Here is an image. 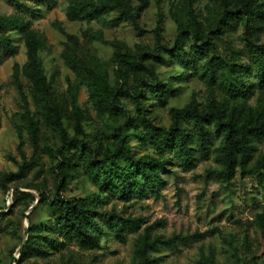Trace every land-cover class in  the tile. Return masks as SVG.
I'll use <instances>...</instances> for the list:
<instances>
[{"label": "rangeland", "instance_id": "obj_1", "mask_svg": "<svg viewBox=\"0 0 264 264\" xmlns=\"http://www.w3.org/2000/svg\"><path fill=\"white\" fill-rule=\"evenodd\" d=\"M71 1L0 0V19L5 23L2 32L14 46L12 54L0 49V211L4 213L0 218V264H140L142 235L149 245L146 264H264V193L256 173L249 171L264 156V136L250 142L245 167L236 168L226 181L221 175L225 167L218 160L223 134L215 121L205 123L209 132L207 155L200 152L191 122H184L190 134L192 159L188 164L175 149H156L145 137L136 105L129 93H124L141 84L136 68L153 62L157 81L175 91L158 97L143 90L142 115L152 125L167 129L172 122L171 109L193 100L203 111L215 101L224 110L223 119L237 108L241 123H254L264 107V74L260 77L256 71L250 47L264 44V12L246 21L237 19L219 34L224 11L220 0H148V6L139 12V30L130 19L112 22L120 13L114 0H92L111 6L94 20H70L66 10ZM126 1L131 13H136L139 1ZM251 2L264 11V0ZM230 8H236L234 0ZM159 19L161 44L168 48L174 46L183 29L188 30L182 62L163 50L157 52L155 28ZM193 22L200 24L213 48L207 45L204 51L200 47V39L191 30ZM21 23L23 29L18 27ZM60 28L76 42L68 41ZM24 30L31 32L37 45L48 85L44 94L35 89L26 64ZM157 55L164 61H158ZM210 56L236 63L234 71L246 86V97L227 94L220 79L208 81L205 60ZM75 65L85 73H79ZM94 75L108 89L122 90L121 109L136 118L135 126L122 130L132 156L162 161L156 190L146 187L137 173L136 181L143 191L124 198L115 190L101 189L89 173V158L109 167L108 158L117 145L115 134L127 119L122 111L110 114L98 106ZM57 120L69 138L64 153L74 162L59 196L89 198L95 203L97 231L92 232L98 236V246L92 249L75 240L60 242L55 211L47 203L58 185L56 150L63 142ZM117 162L125 165L121 159ZM21 168L20 177L5 178ZM42 193L47 199H41ZM110 214L136 219L137 226L119 221L115 227ZM26 220L42 249L37 255L21 256L18 251L27 237Z\"/></svg>", "mask_w": 264, "mask_h": 264}, {"label": "trees", "instance_id": "obj_2", "mask_svg": "<svg viewBox=\"0 0 264 264\" xmlns=\"http://www.w3.org/2000/svg\"><path fill=\"white\" fill-rule=\"evenodd\" d=\"M139 6L136 13H131L130 7L126 0H114L115 6L120 9V13L117 17L112 19L113 23H117L121 19H130L133 25L140 30L138 26L139 12L148 6V0H138ZM224 7L223 14L220 19V27L217 32L222 34L231 26L232 22L237 19L248 20L256 16H262L263 10L259 5H252L251 0H234L236 8L231 9L230 5L232 0H220ZM110 4L96 3L92 0H72L66 10L67 18L70 20H87L91 21L99 16L105 14L110 9ZM239 8L241 10H239ZM246 15V16H245ZM5 23L0 19V49L9 54L13 53L14 46L10 42L9 38L3 34L2 30ZM23 24H19L18 27L23 29ZM161 19L157 21L155 28V36L157 43V52L163 50L165 53H169L170 56L175 57L180 62L184 58L183 42L188 30L183 29L174 43L172 48H168L161 44ZM191 30L195 37L200 39V47L207 51V45L213 44L206 39L201 26L197 22L191 24ZM62 34L68 41L76 42V38L73 35L68 34L60 28ZM25 43L27 47V67L31 73V77L34 82L35 89L39 93H46L48 85L46 78L43 74L40 60L37 56V45L34 41L32 34L29 30H24ZM251 57L256 71L262 77L264 74V44L250 47ZM158 61H164L162 56H156ZM236 63L230 60H226L223 57L210 56L205 60V74L209 82H213L216 79H220L223 83L224 90L230 96H247V89L242 81L241 76L234 71ZM75 69L79 73H85V71L75 65ZM137 74L141 84H137L133 87L125 89L124 93L132 97L136 109L138 110L137 118L145 126V137L155 146L156 149H162L164 147L172 148L176 150L177 155L185 163H191V153L189 147L190 134L184 126V122L190 121L192 129L196 134L200 152L203 155H207L209 132L205 127L207 121H215L216 129L223 134V143L219 149L218 160L224 165V170L221 171V175L226 181H229L234 174L236 168L243 169L247 160L249 159V152L252 149L250 142L253 139H260L264 136V107L255 118L254 123H241L239 120L240 110L232 108L224 118V110L221 105L215 101H211L208 105V110L203 111L198 108L196 101H191L182 108L171 109L172 122L170 126L165 129L156 127L151 124L143 115L145 108L142 104L145 89L151 91L155 96L162 97L164 93L172 92L174 89L159 83L155 74V63L148 62L147 64H140L137 68ZM218 69L220 71L218 72ZM15 74H18V65H14ZM236 73V74H235ZM94 77L98 80L95 90L97 92L98 106L108 111L110 114H116L117 112H123L126 116V122L123 126L118 128L115 137L117 145L112 156L109 159V167L105 168L103 162L91 159L88 160L87 167L89 173L92 174L101 189L105 188L109 191H117L122 197L126 198L129 194H139L143 191L140 183L136 181L137 173H140L144 180V184L151 191L157 189L160 183L159 169L162 168V161L155 158H138L135 159L132 156V149L129 145L128 138L122 130L127 126H135V117H131L129 112L121 109L120 95L121 89H108L107 86L101 81L98 76ZM143 86V87H141ZM57 124L60 128V136L62 139V145L56 150L59 160L55 165L57 171V190L55 196L52 199H48L47 203L53 208L55 231L57 236L61 238L60 242H69L75 240L83 248L92 249L98 246V236L92 231H97V224L94 221V205L95 203L89 198H73L66 199L59 196V191L65 187L66 182L71 177L70 171L73 167V160L64 153L65 146L69 143V138L66 136L59 121ZM117 159L124 161L125 165L121 166ZM250 172H255L257 177V183L264 193V156L259 158L256 165L253 166ZM23 174L21 168L18 172L8 174L6 179H15ZM22 196H30L26 192H20ZM41 199H47L44 193L41 194ZM4 216V213L0 211V218ZM111 223L114 226H118V222L126 223L129 226H137L136 219L126 218L121 219L115 214H110ZM93 229V230H92ZM146 242V235H142L139 238L138 251L141 256L140 264L147 263L146 250L148 248ZM42 251L37 240V234L34 232L32 225L28 227L27 238L20 251V255H37Z\"/></svg>", "mask_w": 264, "mask_h": 264}, {"label": "water", "instance_id": "obj_3", "mask_svg": "<svg viewBox=\"0 0 264 264\" xmlns=\"http://www.w3.org/2000/svg\"><path fill=\"white\" fill-rule=\"evenodd\" d=\"M37 203V201H35L29 208H28V211L25 213V215H28V213L31 211V209L34 207V205ZM26 227H27V232H28V227H29V223H28V220H26ZM27 238V237H26ZM25 238V240H26ZM25 240L21 243V245L19 246L18 248V251H21L22 247H23V244L25 243Z\"/></svg>", "mask_w": 264, "mask_h": 264}]
</instances>
